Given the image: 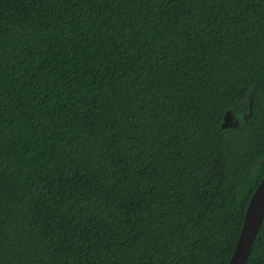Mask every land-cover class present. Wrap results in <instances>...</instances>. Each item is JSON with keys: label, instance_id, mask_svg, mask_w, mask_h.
Wrapping results in <instances>:
<instances>
[{"label": "trees", "instance_id": "obj_1", "mask_svg": "<svg viewBox=\"0 0 264 264\" xmlns=\"http://www.w3.org/2000/svg\"><path fill=\"white\" fill-rule=\"evenodd\" d=\"M263 174L264 0H0V264H227Z\"/></svg>", "mask_w": 264, "mask_h": 264}, {"label": "water", "instance_id": "obj_2", "mask_svg": "<svg viewBox=\"0 0 264 264\" xmlns=\"http://www.w3.org/2000/svg\"><path fill=\"white\" fill-rule=\"evenodd\" d=\"M239 120L227 111L222 126H236ZM264 218V174L248 201L235 248L227 264H246L253 242Z\"/></svg>", "mask_w": 264, "mask_h": 264}]
</instances>
